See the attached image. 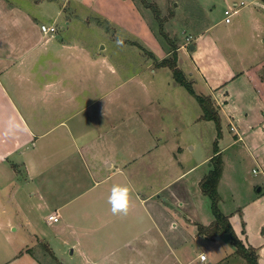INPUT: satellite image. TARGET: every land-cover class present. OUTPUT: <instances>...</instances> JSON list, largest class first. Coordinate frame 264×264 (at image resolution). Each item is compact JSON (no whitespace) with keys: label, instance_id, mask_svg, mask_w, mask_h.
Segmentation results:
<instances>
[{"label":"crops","instance_id":"1","mask_svg":"<svg viewBox=\"0 0 264 264\" xmlns=\"http://www.w3.org/2000/svg\"><path fill=\"white\" fill-rule=\"evenodd\" d=\"M76 1L116 23L122 32L139 38L144 45L154 47L132 2ZM224 8L232 9L233 18L225 25L224 40L219 43L231 51L234 59L224 62L226 66L213 74L211 83L202 77V95L214 100L220 125L227 133L219 139L223 170L218 192L226 174L229 176L228 169L235 180L243 176L241 168L245 164L258 167L252 168V175L261 176L264 183V0H224ZM38 27L37 20L21 7L0 0V264H50L46 257L63 264V255L68 258L66 264H206L207 257L201 262L198 256L203 252L196 254L193 246L203 236L198 234V226L208 227L213 217L203 223L179 215L178 234L171 236L169 218H163L161 208L151 202L159 190L144 196L125 177L117 183L113 177L122 172L121 168H127L125 160L129 157L122 160L119 152L115 154V147L108 148L109 142L90 121L86 106L68 114L67 107L61 105L77 98L73 90L69 91L65 73H58L59 61H66L65 72L69 67L73 69L72 49L85 57L86 66L103 64L105 59L87 60L90 53L85 47L46 39L48 36L42 35ZM233 35L241 42L227 39ZM202 37L197 36L198 46L191 45V41L189 48L199 50ZM203 71L210 70L205 67ZM23 85L31 91L23 94ZM32 86L39 89L33 90ZM8 87L18 98L17 103ZM77 94L86 97L87 91ZM36 98H48L52 104L42 111L20 106ZM199 117L195 121H202ZM46 118L55 121L44 123ZM228 151H235L230 155L237 158V163L232 165V159L226 156ZM212 156L211 148L191 166H185L176 180L182 182L204 169L197 179L199 187L210 170ZM182 184L176 205L188 210L191 197L187 185ZM115 185L130 188L126 213L111 211L109 196ZM263 188L260 186L255 197L250 192L242 208L237 206L225 215L242 244L256 251L259 264H264ZM46 208L49 211L41 220L39 212ZM51 214L58 216L56 224L46 221ZM222 235L210 239L219 241Z\"/></svg>","mask_w":264,"mask_h":264},{"label":"rangeland","instance_id":"2","mask_svg":"<svg viewBox=\"0 0 264 264\" xmlns=\"http://www.w3.org/2000/svg\"><path fill=\"white\" fill-rule=\"evenodd\" d=\"M6 1L21 7L23 12L37 20L39 26L53 25L56 32L46 39L55 38L66 45L76 44L79 49L85 47V51L90 53L87 60L105 59L103 64L86 66L84 56L72 49L75 58V61H71L73 69L69 67V71L65 72L63 64L66 61L58 60L61 65L58 73H65L69 91L76 93L74 102H61L62 107H67L66 112L71 114L75 109L86 106L91 113L88 116L90 121L99 128L101 137L109 142L108 148L115 147V154L119 152L122 160L129 157L125 160L127 168H121L122 172L113 179L120 184L125 177L132 188L138 187L144 196L159 190L151 202L161 208L163 218H169L171 236L178 234L176 219L179 215L203 223L211 219L209 200L199 193L197 184L204 169L189 173L182 182L176 180V176L185 166H191L203 154L209 153L215 143L220 148L222 141L219 139L227 135L226 129L220 125L218 137L212 122L195 121L200 116V110L194 98L175 83L168 68H156L155 64L166 57L168 39H175L178 50L183 47L182 51L177 50V67L191 83L194 93L202 95L204 79L211 83L213 74L220 73L217 70L221 71L224 62L230 63L234 59L231 51L219 43L221 39L224 40L227 25L224 22V0H128L138 12L136 14H139L141 23L148 28L149 40L155 43L154 47L144 45L139 38L122 32L116 23L76 0ZM197 36H204V41L200 49L194 52L188 45L192 41L191 45L198 46ZM187 38H190L188 42ZM227 39L234 43L241 42L237 35ZM205 67L210 71L204 72ZM7 89L17 103L18 98L10 91L11 88ZM32 89L39 88L32 86ZM84 90L87 91L86 97L77 94ZM21 91L25 94L31 89L23 85ZM51 104L48 98H36L29 103H20V106L28 109L35 107V110L42 111V108L48 109ZM53 119L46 118L43 122L51 124L55 121ZM230 154H235V151L226 154L232 159L233 165L237 163V158ZM252 168L259 170L254 165L242 166L243 176L235 180L228 169L229 176L226 174L217 191V207L223 216L233 212L237 206L242 208L250 192L252 197L259 195L256 191L264 185L263 179L253 176ZM182 183L187 185L191 197L188 210L176 205V196ZM48 211V208L40 210L41 220ZM47 230L50 232V229ZM210 237L213 236H200L193 246L196 254L202 251L207 257L206 264H214L221 257L224 260L219 264H246L232 253L234 249L228 235L223 234L219 241L211 240ZM63 257L59 258L66 264L68 258ZM45 259H50V264H61L50 257Z\"/></svg>","mask_w":264,"mask_h":264},{"label":"trees","instance_id":"3","mask_svg":"<svg viewBox=\"0 0 264 264\" xmlns=\"http://www.w3.org/2000/svg\"><path fill=\"white\" fill-rule=\"evenodd\" d=\"M134 2V0H133ZM169 46L165 49L166 57L155 64L156 68H168L171 71L172 77L179 86L183 87L189 96L194 98L200 110L199 119L206 122H212L220 137V117L218 108L211 96L198 95L194 93L192 85L187 81L183 72L177 67V50L175 39H168ZM264 80V70L262 72ZM213 156L209 160L210 170L199 182L201 194L209 200L210 211L213 217V222L208 227L198 226L199 235L219 236L226 234L229 237L230 244L235 250V255L242 258L246 264H259L257 261L256 251L252 248H246L242 242L234 234L228 218L223 216L218 210L219 195L217 186L222 175L223 161L222 156L217 148L216 143L213 147Z\"/></svg>","mask_w":264,"mask_h":264},{"label":"clouds","instance_id":"4","mask_svg":"<svg viewBox=\"0 0 264 264\" xmlns=\"http://www.w3.org/2000/svg\"><path fill=\"white\" fill-rule=\"evenodd\" d=\"M130 188L126 185H115L109 196L111 211L113 214L126 213Z\"/></svg>","mask_w":264,"mask_h":264},{"label":"built area","instance_id":"5","mask_svg":"<svg viewBox=\"0 0 264 264\" xmlns=\"http://www.w3.org/2000/svg\"><path fill=\"white\" fill-rule=\"evenodd\" d=\"M240 5L242 6L243 3H240ZM232 15H233V13H232L231 8L226 9L224 11V22L225 23H229L230 22V18L232 17ZM39 30H40L41 34L45 35V36L53 35L56 32V28L53 25L48 26V25L42 24V25L39 26ZM189 39L190 38H187V42L189 41ZM46 221L48 223L56 224L59 221V218H58L57 215L51 214V215L47 216ZM198 258H199V260L201 262H205L206 261V256L203 253L199 254Z\"/></svg>","mask_w":264,"mask_h":264},{"label":"water","instance_id":"6","mask_svg":"<svg viewBox=\"0 0 264 264\" xmlns=\"http://www.w3.org/2000/svg\"><path fill=\"white\" fill-rule=\"evenodd\" d=\"M191 49H192V46H191Z\"/></svg>","mask_w":264,"mask_h":264}]
</instances>
